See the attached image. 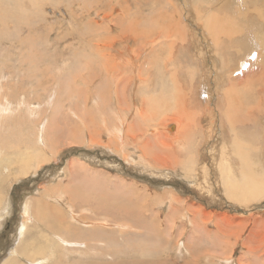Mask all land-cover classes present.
<instances>
[{"label":"rangeland","instance_id":"obj_1","mask_svg":"<svg viewBox=\"0 0 264 264\" xmlns=\"http://www.w3.org/2000/svg\"><path fill=\"white\" fill-rule=\"evenodd\" d=\"M195 1L198 0H173L172 4L174 6H171V4L168 5L165 0H163L162 4L157 0L156 4L164 6V8H161L164 12L160 14L158 11V9L160 10V6L159 8L156 7L158 6L155 4L156 0H38V2L35 0L33 5L30 4L32 2L29 3L27 0H23L25 5H21L22 3L17 1L20 6L19 13L22 14L20 15V19H23L22 22L19 18L13 17L16 13V8H11L14 5V0H0V4L4 2L7 3V5L9 4L10 15L12 17L11 21L14 20V23H17V21L20 20L17 26L12 23V25L9 24L7 29V24H5L4 27L3 25L0 26V51L7 52L1 61L0 70L5 69L11 74L12 72L16 73L24 59L19 53L21 50L27 52L29 50H34L32 52L34 58L32 66H34L35 62H39L36 63V67L34 66L35 68L31 67L28 69L26 65L24 71H21L20 75L13 79L14 86L24 84L20 87H16L14 95H20V97L26 98V96L31 94L33 96V101L39 105H37V108L46 109V115H52L54 107H58L59 110L61 105L67 102H70L72 106V110L66 109L68 110L67 112L64 111L65 109L63 107V112H61L63 114L62 116L57 115L52 117L60 119L59 125L61 124L60 126H64L63 128L65 129L63 135L61 133L57 139L59 144L56 142L55 145V150L57 149L56 151L58 152V157L55 160L51 159L41 168H36L28 175L29 177L17 179V177H20L19 175L15 176L11 174L8 178H5L4 174H6V172L3 173V177L1 176V186L3 187L2 192L5 195V201L3 204L4 207H2L0 211L3 212L4 210L3 213L10 211L9 213L3 214V217L0 218V221L3 222L0 228V258L4 255H8L5 253L11 246V243H15V239H17L15 235L17 236L18 226L22 222V214L25 213V200L31 199L34 196H39L42 194V190L44 191L47 186L52 187L53 197H56L50 200L48 199L47 201L61 207L59 210L63 211L65 218L72 221L70 219L71 213H68L69 210L71 211L68 205L69 199L65 197L64 194L60 193L62 191H58L63 190L60 189L62 188L61 185H63V187H73V190H79L82 189V187L87 188L84 190V193L86 192L85 194L89 195V201L83 206L73 204L75 207V214L79 215V217L82 218L80 221L86 225L87 223H89L90 226H93L92 223L98 225L100 224L99 221H104V219L113 222L114 219L118 220L117 218H120V221H124L119 223H127L132 221H128V219L132 217L133 220H139L140 214H142V217L144 216L143 220L154 215L156 217L155 219L150 218L145 221L140 217L142 220L141 224L146 227L144 229L140 227L137 229V227H135L137 230L134 229L133 233H137L132 235L137 236L138 239L127 238L126 241L123 239V243L120 237L121 233L119 232V230L123 228L117 229V227H109L119 234L118 236L116 232H113L115 241L117 240L116 242L114 241L113 245L109 241L105 243L104 241H99V238H95L97 234L104 235L105 233H103L102 227H100L97 229V231H99L98 233L93 232V243L98 240L96 242V247H98L99 250H95L94 252H89L88 250L78 254L72 252L70 257L73 254V257L90 259L92 264H129L128 262L132 261H136V263L140 264H264V196L260 197L261 200L258 197L256 199L244 201L243 203L242 200L241 202L229 196V193L224 190L226 188L225 183L220 180V176L215 175H212L211 178L213 179V191L216 194H208V196H206L205 193H202L201 189H195L192 185H188L187 180L179 174L175 173L174 176H170L168 173L160 172V175H150V173L131 168L130 165L125 162L121 152H113L110 154L108 153L110 150L108 147L90 144L88 142L89 137L85 138L83 136L82 129L80 131L81 135L78 136L77 134L76 138L72 137V134L68 132L70 130L78 131L80 123L74 121L78 120L77 113L81 115L84 114V100L82 99L81 91L87 88H95L104 77V74L98 72L101 70L97 69L95 64L89 63L88 68H83V62L87 61L83 58L85 57L84 50H87L89 55L93 59H96V55L91 52L95 44L101 45L102 50L106 49L105 43L107 40H104V37L107 35L106 33L109 28L107 30L105 28L109 26L112 21H114V24L110 25V28H112L110 34L116 35L118 38L120 34L124 33L127 38L126 41L123 42L118 40L116 47L120 44L123 50L142 49V53L136 57L138 67L142 65L157 67L160 65L161 69L165 67L171 70L177 69L181 71L179 74H182L183 82L185 81L184 83L189 87V90H191V82L193 84V82L198 79V76H200L199 80H197L199 84L198 93L203 99H199L200 101L198 100L193 105L195 108L197 103L201 101V103H203V100L205 101L211 93L215 95V98L209 103V110H215L219 103L223 105V109L227 107L224 104L225 102H220L222 96H218L219 92L216 91L217 84H215V79H217L216 77L218 73L221 72L222 68H226L224 66L228 62H231L229 70H232L243 61L244 63L241 66L242 70L234 73L231 77L235 79V81L242 83L238 88H248L247 86L253 85L254 92L249 95L248 93L244 94L243 97L235 99L240 101L242 105H244V108L250 106V104L254 102L260 107L262 110L261 113L264 116V48H262V42H264V0H245V4L239 8V10L243 11V14H240V16L236 12L239 0H235V2L234 0H227L232 1L230 3L227 2L228 4H232L233 2L234 4L230 7L227 5L225 9H221L219 5L215 6L220 0H199L203 3V11L219 9L221 10L219 11L220 14L226 13L229 16L231 14V16L235 18V25H232L233 29L229 30L227 33L221 34L218 38V34H213V36L208 34L205 28L196 20V18H199L198 12L200 8H194L196 4ZM22 6H24L23 11L21 10ZM94 11H97L100 15L110 14V17L102 19L101 16L98 17L94 14ZM259 11L263 12L261 16L256 14L259 13ZM84 14H86V16ZM171 15L173 17H171ZM114 18L116 19L114 20ZM219 18H222V15H220ZM123 20L124 22H122ZM177 22H179L182 27L180 31L184 33L180 34L177 32L178 27H175L178 24ZM127 23L133 24V30L124 27ZM98 25L100 26V30ZM120 25L123 26V28H121ZM252 27H254V29H251ZM4 31H7V34H3ZM197 31L199 34H197ZM81 32L85 34H80ZM30 39H32L33 44H27ZM142 41L144 43L146 42L143 48L140 44V42L143 43ZM215 41L218 44L215 43ZM10 54L11 57L8 56ZM82 54L83 56H80ZM113 57L117 58L115 55ZM142 57L146 58V61L144 60L145 62L141 60ZM223 57L225 58L224 61ZM238 57L239 61L237 60ZM118 61L119 59L117 62ZM96 63L98 66L100 65L99 62ZM78 70H81L80 74L78 73V77L73 78V76L71 78V74L76 75ZM24 72L26 74H23ZM37 73L40 74V78ZM108 78L111 79L110 74ZM69 82H72L71 88L79 87L78 95L77 93L68 92L67 88ZM26 88L29 91L26 90ZM196 88L197 84H195V89ZM131 91L132 87L128 89V99L131 98ZM219 91L222 92V90ZM8 92L12 93L11 86L8 88ZM28 92L30 93L28 94ZM34 92H40L41 95L38 97V95L33 94ZM46 95H48L49 101L46 100ZM92 98L93 96L90 97V99ZM48 103L49 105H47ZM31 106L33 108L35 105L31 104ZM89 107V111L95 121V118L98 119L99 116L97 115H100V113L94 109L96 107L92 102H89ZM153 107L159 109L160 104L153 103ZM134 108L131 109V111L128 108L126 112L118 108L115 115L112 104L108 106L105 115H102V117L106 116L107 120L109 119L114 125H119V128L121 127L120 120L133 122L135 125L136 122L142 119L136 114ZM195 108H193V110ZM36 110L31 114H29L30 111L25 106H23L21 110H8L7 112L12 115L4 117L1 120L2 123L5 124L1 128L3 135L8 136L14 134V136L19 135L26 138L28 133L31 132L30 136H33L34 133V141L37 145L50 147L49 136L53 135V131L58 130L56 127L53 130L50 127L47 132L49 136L43 141L41 126L44 123L39 122L38 116L40 113ZM187 110L189 111V109ZM239 111L237 110V113ZM64 112H66L67 115L64 114ZM190 112L192 111L190 110ZM232 112L234 113L233 110ZM168 113L170 114L167 117V113L160 114V112L157 111L154 115L155 122H150V124L158 123L155 130L158 131V133L160 132L162 140L160 141L159 138L157 145L151 140L150 144L160 150V156L163 148H166L169 152V145H173L176 149L179 145L178 141L175 142L173 139L176 134V129L172 131H175L174 133H171L168 129L170 126H172L171 128H173V126L176 127L178 119H174L173 112L169 111ZM215 114V111H210L207 115L202 114L198 117L194 115L195 121L199 125H203L202 127L200 126L199 135L197 134L195 136L197 140L194 142L201 146L202 153L207 156L205 160L207 162L210 161L209 163L213 162L214 164L219 161L218 158L221 156L222 137L216 135L217 127L210 124L211 119L207 122V116L211 118ZM230 115L231 112L229 109V114L227 116L229 117ZM191 116H193V113ZM34 117L37 120H35ZM215 117L217 118L216 115ZM29 119L31 120L29 121ZM183 119L187 120L184 116ZM196 119H198V121ZM205 125L208 127H205ZM99 127L104 130L102 141L105 142L110 137L105 132L106 127L104 125L99 124ZM255 128L257 129L256 136L254 137L255 146L257 147V151L262 150L263 152H260L258 156H260L261 153L264 155V118L260 119L258 127L256 125ZM36 130H39V133ZM207 130L209 131V137L206 136ZM218 130L220 131V129ZM212 134H214V138L210 137ZM148 136H152L149 131L142 134L141 139L144 138L143 140H146ZM54 137L56 139V134ZM198 140L200 141L198 142ZM217 143L219 146H217ZM112 147L115 150L117 149L116 146L114 147V144H112L111 149ZM44 148L49 154L52 153V149L49 150L46 147ZM139 148H142L141 144L136 143L134 140L130 148H127V146L125 147V152L132 153ZM214 155H216V157H214ZM73 162L80 165V169L78 168L79 174L78 172L73 173V175L71 174L68 164ZM148 163V160L142 162L145 167ZM213 163L212 167L214 171H212L215 173L216 166ZM14 171L16 172L17 170L15 169ZM92 175L95 178V182H85ZM48 178L52 179L48 180ZM108 178L111 180H108ZM122 178H124L125 181ZM46 183H48V185ZM90 184H93V187L92 185L89 186ZM119 184L122 185V187ZM125 184L134 185L135 188L130 191V189H127L130 188V186L125 187ZM45 185L46 187L44 188L43 186ZM166 190H168L169 193H164ZM88 191H90V194L87 193ZM136 192L139 194L141 193L144 197H138L136 199ZM176 193H178V195H176ZM94 198L105 206L107 204V208H100V203L94 205L93 203L98 202L93 200ZM168 198H172V200L169 202ZM90 199L94 202H91ZM108 202L112 205L111 207L108 205ZM122 203L126 207L121 205ZM128 205L131 206L129 207ZM135 205L136 207H134ZM142 207H144V209ZM88 208H91V210ZM57 209L58 208H56V210ZM124 209L130 210L128 211L131 213L130 218L129 216L121 215V213H123L121 211ZM191 209L192 212L190 211ZM92 210L94 211L91 212ZM203 210L205 212H203ZM60 211L56 212L62 214ZM137 211H140V213ZM188 214H194V217L198 215L196 219L199 221L197 220L198 223L195 224L196 226L193 224L194 222L190 224V216L188 217ZM164 219L166 220L164 221ZM114 223H118V221H114ZM175 223L176 227H173ZM37 225L39 227L41 226L39 222L36 223V226ZM37 229L39 230L40 228ZM128 230L130 232L132 231L130 229ZM145 231H147L146 234ZM156 232H158V234H156ZM207 232L208 234L210 232V234L208 235ZM33 233L36 240L38 239L37 241L43 239L40 230L38 233H36V231H33ZM167 240H169V245L171 247L165 244ZM119 242L121 243L119 244ZM207 254H209V256ZM24 261L28 264L31 263L30 260ZM69 264L83 263H74L72 261Z\"/></svg>","mask_w":264,"mask_h":264},{"label":"bare ground","instance_id":"obj_2","mask_svg":"<svg viewBox=\"0 0 264 264\" xmlns=\"http://www.w3.org/2000/svg\"><path fill=\"white\" fill-rule=\"evenodd\" d=\"M17 1L22 3L21 5H25V3L23 2V0H14V5H13V7H11V8H14V7L16 8V13L13 15V17H17L20 19V15H22V14L19 13L20 6H19ZM27 1L29 3L32 2V3H30L32 5L35 3V0H27ZM172 1L173 0H165V2L168 5L171 4V6H174L172 4ZM36 2H38V0H36ZM152 2H154V1H152ZM159 2L162 4L163 0L162 1L159 0ZM227 2L230 3L232 1L220 0L218 3H216L215 6L219 5V7L221 9L222 8L225 9V7H227V5L229 7L232 6L234 4L235 0L232 4H228ZM156 3H157V0H156L155 4ZM166 3H165V6H166ZM195 3L196 4L194 5V8H196V7L200 8V10L198 12L199 18H196V20L199 21V24H201L205 28V31H207L208 34H210L211 36H213V34H218V36H217V38H218L219 36H221V34L227 33L229 30L233 29L232 25H235V23H234L235 18H233L231 16V14H230V16L227 15L226 13L220 14L219 11H221V10H219V9H217L218 11L216 9L203 11L202 10L203 3L199 0L195 1ZM161 4L160 5L156 4V5H158V6H156L157 8H159V6H160V10L158 9L160 14L164 12V10L161 9L162 7L164 8V6H162ZM243 4H245V0H239L238 7L236 8V12L238 13L239 16H240V14L241 15L243 14V11L239 10V8ZM8 5L5 2L0 4V26L3 25V27H4V25L7 24L6 29L8 28L9 24H11V23L14 24L15 26H17L21 20L20 19L19 21H17V23H14L15 22L14 20L11 21L12 17L10 15V9H9ZM128 7H131V6H128ZM23 9H24V6H22L21 10L23 11ZM109 9H114V8H109ZM123 10H124V8H123ZM13 13H14V11H13ZM110 13H112V12H110ZM262 13H263L262 11H259V13H256V14L261 16ZM94 14H96L98 17L101 16L102 19H106V18L110 17V14L100 15V14H98L97 11H94ZM188 14H189V12H188ZM84 15L86 16V14H84ZM220 15H222V18H219ZM164 16H165V14H164ZM171 17H173V16L171 15ZM116 18H114V20ZM125 19H126V17H125ZM21 21L23 22V19ZM113 22L114 21H112L111 24H114ZM116 22H117V20H116ZM122 22H124V20ZM177 23L178 24L175 26V27H178L177 32H179L180 34L184 33V32L180 31V30H182V27L180 26L179 22H177ZM110 25L105 28L106 30L109 28L107 33H106L107 35L104 33L106 35L104 37V40H107L106 43L104 42L106 49L102 50L101 45L99 46L98 44H95L93 50H91V52L96 55V57H97L96 59H93L89 55L87 50H84V56L85 57H83V58L86 59L87 61L83 62V68L84 69L88 68L89 63L95 64L97 69L101 70L98 72L104 74V77L101 80L100 84H98L95 88H87L86 90L81 91V96H82V99L84 100V106L83 107L85 110H84V114H82V115L77 113L78 120L74 121L76 123H80L78 131H74V130L68 131L67 130L69 133L72 134V137L76 138L77 134H78V136L81 135L80 131L82 129L83 136L85 138L89 137L88 142L90 144H93L94 146L108 147L110 149L108 151V153H110V154H112L113 152L114 153H120L121 152L125 162H127L131 168L137 169L141 172L150 173V175H156V174L160 175V172L168 173L170 176L171 175L174 176L175 173L179 174L180 176L184 177L187 180L188 185H192L195 189H201L202 193H205L206 196H208V194H213V195L216 194L213 191L214 190L213 179L211 178L212 175H215V176L221 177L220 180H222L226 186V188L224 190H226L229 193V196L233 197L234 199H237L240 201L242 200L244 203V201H249V200H252L254 198L256 199L258 197L260 199L261 196L263 197L264 196V155H262V153H263L262 150L257 151V147L255 146L254 137L256 136V130H257L255 128V126L257 125V127H258V122H260V119L264 118V116L261 113L262 110L260 109V107L257 106L254 102H252V104H250V106H247L244 108V105H242V103L240 101H237L235 99L238 97H243L244 94L248 93V95H249V94L253 93L254 92L253 85L247 86L248 88H241L240 89V88H238V86L242 83L239 81H235V79H233L231 77L234 73L242 70L241 66L244 62L242 61L237 66L235 65L236 67L235 68L233 67L234 69H232V70H229L231 67V65H230L231 62L230 63L228 62L224 66L226 68L225 69L222 68L221 72H219L218 76L216 77L217 79H215V84H217L216 85L217 86L216 91L219 92V95L217 92L216 93L218 96H222L220 102L221 101L225 102L224 104L227 107H225L223 109V105L219 103L217 105V107L215 108V110H209V108H210L209 103L211 102L212 99L215 98V95L212 93L210 94V92H211L210 91L209 92L210 95H208V98L205 101L203 100V103H201L202 101L197 103L196 108H195L193 105L199 99H203L201 97V95L198 93L199 84L197 83V80H199L200 76H198V79L195 80L193 82V84H192V82H191V84L189 83L190 88H191V90H189V87L184 83L185 81L183 82L182 74H179L181 71H179L177 69L171 70V69H168L167 67L161 69L160 65L157 67H152L149 65H142V66L138 67L136 57L142 53V51H141L142 49L141 50H139V49L138 50H131V49L123 50V48L121 47L120 44L116 47V43L118 40L123 42V41H126L127 38H126V35L124 33L120 34L118 38L116 37V35L110 34V31L112 30V28H110ZM98 27L100 30L99 25H98ZM102 27H101V29H102ZM120 27L123 28V26H121V25H120ZM124 27L128 28L130 30H133V24L127 23L126 25H124ZM103 29H104V27H103ZM251 29H254V27H252ZM3 34H7V31H4ZM80 34H85V33L81 32ZM197 34H199V32ZM30 43H32V39H30V41L27 44H30ZM215 43H217V42L215 41ZM140 44H141V47L143 48L145 46L146 42L145 43L140 42ZM130 47H131V45H130ZM262 48H264V42H262ZM108 49H112V50H108ZM33 51L34 50H29L28 52L25 50L19 51V53L24 57V59L22 60L21 65L17 69L16 73L12 72V74H11L9 71H7L5 69L0 70V210H2V207H4L3 204L5 201V195L2 192L3 187L1 186V179L3 177V173L6 172V174H4L5 178H8L11 174H14L15 176H18V175L20 176V177H17V179H21L22 177L23 178L27 177L36 168H38V169L41 168L43 165H45L47 163V161H50L51 159L55 160L58 157V154H57L58 152L56 151L57 149L55 150V145H56V142H57V144H59V141L57 139L61 135V133L63 135V133H64L63 131L65 129L63 128L64 126L61 127L60 126L61 124L59 125V123L61 121L60 119H55L52 117L57 116V115L62 116L63 114L61 112H63L62 111L63 107L65 109L64 111H66V112L68 110H72L71 103L67 102L65 104H62L61 108H59V110H58V107L57 108L54 107L52 110L53 111L52 115H50V114L46 115V113H45L46 109L44 110L43 108H41V109H39V107L37 108L38 104H36V102L33 101V96L31 94L26 96V98L20 97V95L19 96L14 95V93L16 91V87H20L24 84H22L20 86H14L13 79L16 78V76H19L21 71H24L26 65H27L28 69L31 67H34V66L36 67V63L38 62L37 60H35L37 62H35L34 66H32L34 63V58L32 56ZM6 53L7 52H5V51H3V52L0 51V66H1V61L3 59V56ZM114 55L119 59L118 62H117L118 59L113 57ZM8 56L11 57V54ZM80 56H83V54ZM88 56H90V57H88ZM240 56H241V54H240ZM238 59H239V57L237 58V60ZM141 60L146 61V58L142 57ZM224 60H225V58L223 57V61ZM96 62H99L100 65L98 66V64ZM76 70H77V68H76ZM80 72H81V70L80 71L78 70V72H76L77 73L76 75L71 74V78L73 76H74L73 78H77L78 75L80 74ZM23 74H26V73L24 72ZM109 74L111 76V79L108 78ZM37 75H39V78H40V74L37 73ZM242 82L248 83L246 81H242ZM132 83H133V86H132ZM195 84H197L196 89H195ZM10 86L12 89V93L8 92V88ZM71 86H72V82H69L68 88H67L68 92L77 93V95H78L79 87L71 88ZM130 87H132V91L130 93L131 98L128 99L127 95H128V89ZM76 89H77V91H76ZM26 90H28V89L26 88ZM219 90H222V92ZM243 91H245V92H243ZM29 93L30 92H28V94ZM33 94L38 95V97H39V95H41L40 92H34ZM47 96L48 95H46V100L49 101L50 99H48ZM92 96H93V98L90 99V97H92ZM16 98H17V100H16ZM42 99H43V97H42ZM42 99H40V100H42ZM89 102H92V104L96 107L94 109L100 113V115H97V116H99L98 119L95 118V121H94L93 116L91 115V112L89 111V109H90ZM153 103L160 104V108L155 109L153 107ZM31 104H34L35 106L32 108ZM112 104H113V107L115 110L114 111L115 115H116V111L118 110V108H121L124 112H126L128 108L131 111V109H133L135 107L134 110H135L136 114L139 117H141L142 122L138 121L134 125L133 122H127L125 120H120V126L121 127L119 128V125H117V124L114 125L113 123H111V121L109 119L107 120L106 116L102 117V115H105L106 109L108 108V106H110ZM47 105H49V103ZM23 106L27 107V109L30 111L29 114L34 112V110H36V108H37L36 111L38 113H40V115L38 116V119L40 120L39 122L44 123L41 126V131H43V133H42V140L43 141L46 139L47 136H49L47 132H48L50 127L52 130L55 127L58 130V131H53V135L49 136L50 137L49 145L51 148L44 146V147L48 148L49 150L52 149L51 154H49L45 150L44 147L39 146L35 143L34 133H33V136H30L31 132H29L28 135L26 136V138H24L23 136H19V135L14 136V134H10L8 136L3 135L1 128L5 124L2 123L1 120L4 117L12 115L11 113H9L7 111L8 110H21L23 108ZM193 108H195V109L193 110ZM66 109H68V110H66ZM187 109H189V111ZM229 109H230L231 115L228 117L227 115L229 114ZM190 110L192 112H190ZM232 110L234 111V113L232 112ZM237 110L238 111L241 110V111H239L237 113ZM157 111L160 112V114L161 113H163V114L167 113L166 114L167 117L170 114V113H168L169 111L173 112L174 119L175 120L178 119L177 124L175 123L176 127L173 126V128H171L172 126H170L168 129L170 130L171 133H174L176 131L175 132L176 134L174 135L175 137L173 139L175 142L178 141L180 147L178 145L179 148L177 147V149H176L173 145H169L170 151L168 152V150H166V148H163V151H161V153H162L161 156H160V150H158L157 148H155L153 145L150 144L151 140H153L156 145L158 144L159 138H160V141L162 140L160 132L158 133V131L155 130V127L158 125V123H151L150 124V122H155L154 115L157 113ZM210 111L211 112L215 111V113H216L215 115L217 116V118L215 117V115H213L211 118H209L207 116V122L211 119L210 124L212 126L215 125V127H217V129H216L217 134L216 135L222 137V145H221V151H220L221 156L218 158L219 161L217 163L214 164L212 162L216 166L215 173L213 172L214 170L212 167L213 166L212 163H209L210 161L207 162L205 160V158L207 156L204 153H202L203 151H202L201 146L198 143L194 142L197 140V138L195 136L197 134L199 135V128L201 126L195 121L194 115L196 117L201 116L202 114L207 115V113ZM66 112H64V114L67 115ZM93 113L95 114L94 111H93ZM192 113H193V116H191ZM183 116L187 120H184ZM190 117H191V120H190ZM34 119L37 120L35 117H34ZM30 120L31 119H29V121ZM196 120L198 121V119H196ZM217 121H218V123H217ZM215 122H216V124H215ZM99 124H102L106 127L105 132L110 137L105 142L102 141V138H103L102 134H103L104 130H102L99 127ZM62 125H64V124H62ZM207 125H205V127H208ZM174 129H176V130L174 132H172ZM218 129H220V131ZM36 131H38V133H39V130H36ZM147 131H149V133L152 136H148L146 138V140H143L144 138L141 139V135L145 134V132H147ZM208 133H209V131L207 130V133H206L207 137H209ZM55 134H56V139L54 137ZM172 136H173V134H172ZM210 137L214 138V134L210 135ZM134 140L136 141V143L141 144L142 148H139L132 153H126L125 147L127 146V148H130L131 143ZM199 141L200 140H198V142ZM112 144H114V147L115 146L117 147L116 150L113 147L111 149ZM217 146H219L218 143H217ZM196 148H197V151H196ZM209 151H211V150H209ZM214 152H215V150H214ZM260 152H262V153L260 154V156H258V154ZM215 154H216V152H215ZM183 155H185V156H183ZM218 155H220V154H218ZM256 156H258V157H256ZM214 157H216V155H214ZM144 160L149 161V163L147 164L146 167L142 164V162ZM214 161L216 162L215 159H214ZM78 163H79V161H78ZM208 163H209V165H208ZM79 167H80V165L76 164L74 162L68 164V168L70 169V172L72 175H73V173H77L79 171V169H80ZM15 169L17 170L16 172L14 171ZM167 171H169L171 173H169ZM78 174H79V172H78ZM51 179L52 178H48V180H51ZM122 179L124 180V178H122ZM108 180H111V179L108 178ZM88 181L95 182L94 176L92 175L85 182H88ZM112 181H113V179H112ZM46 184L48 185V183H46ZM91 185L93 187V184H90L89 186H91ZM120 186L122 187V185H120ZM126 186H130V188H127V189H130V191L133 190V188H135L134 185H126L125 184V187ZM43 187L45 188L46 185ZM61 187L62 188H60V189H63V190H58V191L59 192L62 191L60 193L64 194L65 197H67L69 199L68 205H69V208L71 209V211L69 210L68 213L69 214L71 213L70 219L72 221H74L75 224H74V222L65 218L63 211L59 210V208L61 209V207H58L57 204H55V203L52 204V202L49 203V201H47L48 199L50 200L51 198H56L55 196L53 197L54 194L52 192V187L47 186L44 191L42 190V194H40L39 196H37V197L34 196L31 199L25 200V203H24L25 213L22 214V222L18 226L17 236L15 235V237L17 239H15V243H11V246L9 247L7 252L5 253L8 255H4L3 257L0 258V264H28L24 260H27V261L30 260L31 261L30 264H63V263H66L67 261L68 262L66 264H69L72 261L74 263L80 262L83 264H92L90 259H82V258L80 259L78 257H73L72 256L73 254L70 257V254L72 252H76L78 254V253H81L83 251H88V250H89V252H94L95 250H99V248L96 247V242L98 240H96V242L93 243L94 233L99 232V231H97L98 228L102 227L101 229L103 230V233L104 232L105 233H104V235L97 234L95 236V238L96 239L99 238V241H104L105 243H107V241H109L113 245L114 241H115L114 233L116 231H114V229L109 228V227H117V229L123 228V229L119 230V232L121 233L120 237L122 238V243H123V239L125 241L127 240V238H133L135 240L138 239L137 236L132 235V234L137 233V232L133 233V230L135 229V227H137V229H139V227L143 228V229L146 227L145 225L141 224V222L144 218V216L143 217L141 216L142 214H140L139 220H137V219L133 220V217L131 219H128V221L132 220L133 222L130 221L127 223H119V222H124V221H120V218H117L118 220L114 219L113 222H109L107 219H104V221H99L100 224H98V225H94V223H92L93 226H90L89 223H87V225H86L80 221V219H82V218H80L79 215L75 214V211H74L75 207L73 204H78L79 206L80 205L83 206L85 203H87L89 201V199H88L89 195L85 194L86 192L84 193V190H86L87 188L82 187V189H79L81 191H79L78 189L73 190L74 188L73 187L70 188L69 186H66V187L64 186L65 187L64 188L63 185H61ZM89 192L90 191H88L87 193H89ZM164 193H169V192H168V190H166V191H164ZM136 195H137L136 199L138 197H140V198L144 197V195H141V193L139 194L136 192ZM176 195H178V193H176ZM96 198H94L93 200H96L98 202L93 203L94 205L97 203H100V208L101 207L103 209H105V207L107 208L106 203H105L106 204V206H105ZM168 199H169V202L172 200V198H168ZM181 199H182V196H181ZM93 200H91V202ZM109 202L111 203L110 200H109ZM109 202H108V205H110ZM121 205H123V203ZM111 206L112 205H110V207ZM123 206H125V205H123ZM63 207H65V206H63ZM134 207H136V205ZM52 208L53 209L55 208L54 210H56V208H58L56 211L57 212L60 211V212H62V214L57 213ZM114 208H116V207H114ZM142 208L144 209V207H142ZM62 209H64V208H62ZM88 209L91 210V208H88ZM182 209H183V207H182ZM94 210H92L91 212H93ZM9 211L5 212V213H9ZM128 211H130V210L129 209L122 210L121 212H123V213H121V215L129 216V218H130L131 213ZM190 211L192 212V209ZM3 212H4V210H3ZM3 212L0 211V218L3 217V214H5ZM137 212L140 213V211H137ZM203 212H205V211L203 210ZM92 215H95V214H92ZM193 215L188 214V217L190 216L189 217L190 224L194 222L193 224L195 225L198 223L197 222L198 219H196L198 217V215H197V217L196 216L194 217ZM137 217H138V215H137ZM140 217L142 218V220ZM33 218H34V220H33ZM89 218H91V217H89ZM134 218H135V214H134ZM150 218L155 219L156 217L154 215ZM150 218H148V219H150ZM85 219H87V218H85ZM122 219H126V218H122ZM148 219L145 218V220H148ZM166 219H164V221ZM145 220H143V221H145ZM36 221L41 224L40 227L38 225H37L38 227L36 226V223H37ZM114 221H118V223H114ZM2 225H3V222L0 221V228ZM173 227H176V223ZM240 227H241V224H240ZM37 228H40L39 230H40L41 236H43V239L42 240L40 239L39 241H37L38 239L36 240V238L34 237L35 235L33 233V231H36V233L39 232V230ZM128 229H130L132 231L130 232ZM137 229H135V230H137ZM207 229H209V228H207ZM227 231L230 232L229 230H227ZM146 232L147 231H145V234H146ZM116 234H118V233L116 232ZM156 234H158V232H156ZM207 234H208V232H207ZM209 234H210V232H209ZM118 236H119V234H118ZM156 236H158V235H156ZM217 236H219V235H217ZM190 240H191V238H190ZM176 241H179V240H176ZM120 243L121 242H119V244ZM157 243H158V241H157ZM165 244H167V246H170L169 240L165 241ZM158 249H159V247H158ZM109 251H111V250H109ZM182 251H183V249H182ZM196 252H197V249H196ZM207 255L209 256V254H207ZM83 256H87V255H83ZM186 260H187V258H186ZM128 263L129 264H140V263H136V261H132V262H128ZM104 264H110V263H104ZM258 264H260V263H258Z\"/></svg>","mask_w":264,"mask_h":264}]
</instances>
